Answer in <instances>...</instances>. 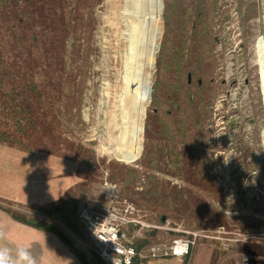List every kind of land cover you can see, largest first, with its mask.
I'll return each mask as SVG.
<instances>
[{
  "label": "rangeland",
  "instance_id": "obj_1",
  "mask_svg": "<svg viewBox=\"0 0 264 264\" xmlns=\"http://www.w3.org/2000/svg\"><path fill=\"white\" fill-rule=\"evenodd\" d=\"M261 1L174 0L173 38L168 48L161 47L162 65L154 75L156 0H72L76 15L93 24L94 46L84 47L81 58L90 60L101 86L89 123L95 165L33 154L42 159L32 162L30 192L14 204L16 216L57 225L89 254L86 235L72 234L48 209L74 202L78 212L88 202L105 206L128 200L144 220L173 228L145 230L147 242L169 240L181 231L196 233L180 264H264ZM51 28L36 45L28 35L21 38L22 61L45 80L63 60L62 46H55L59 35ZM84 116L90 121L87 112ZM144 120L150 137L146 155L123 158L133 150ZM151 154L154 163L146 161ZM111 163L129 166H123V175L133 179H110ZM154 176L161 188L170 182L168 192L175 199L166 189L159 196L144 195Z\"/></svg>",
  "mask_w": 264,
  "mask_h": 264
},
{
  "label": "trees",
  "instance_id": "obj_2",
  "mask_svg": "<svg viewBox=\"0 0 264 264\" xmlns=\"http://www.w3.org/2000/svg\"><path fill=\"white\" fill-rule=\"evenodd\" d=\"M71 2L0 0V145L27 154L71 158L80 165L92 166L95 165L96 148L89 123L95 115L101 86L96 73L92 75L90 60L87 63L81 58L84 47L90 49L94 46L93 24L88 17L77 16ZM49 24L52 25L51 30L54 28L59 35L55 46H62L63 60L45 80L37 77L36 71L22 61L21 38L28 35L36 45ZM179 39L177 56L181 57L183 36ZM85 112L89 114L90 121L85 119ZM123 166L129 167L111 163L109 178L115 181L133 179L123 175ZM156 180L159 181L154 176L150 190L144 195L159 196L165 189L166 192L172 189L170 182L161 188L155 184ZM168 195L175 199V193L168 192ZM48 212L56 215L72 234L84 237L85 231L78 223L74 202L72 206L69 202L54 205ZM24 221L56 234L82 264H106L95 252L89 251L88 254L76 246L57 225ZM146 242L139 240L134 245L138 249Z\"/></svg>",
  "mask_w": 264,
  "mask_h": 264
},
{
  "label": "crops",
  "instance_id": "obj_3",
  "mask_svg": "<svg viewBox=\"0 0 264 264\" xmlns=\"http://www.w3.org/2000/svg\"><path fill=\"white\" fill-rule=\"evenodd\" d=\"M40 156L0 145V264H82L56 234L18 219L12 210L22 198L27 200L32 162ZM18 161L23 172L18 171ZM161 260L158 264H180V258L173 263Z\"/></svg>",
  "mask_w": 264,
  "mask_h": 264
},
{
  "label": "built area",
  "instance_id": "obj_4",
  "mask_svg": "<svg viewBox=\"0 0 264 264\" xmlns=\"http://www.w3.org/2000/svg\"><path fill=\"white\" fill-rule=\"evenodd\" d=\"M77 219L85 231L88 249L106 264H145L156 259L182 258L196 241L195 232L181 231L169 240L147 242L137 249L134 244L145 239V230L173 228L144 220L140 210L128 200L111 201L105 206L88 202L80 206ZM130 229L136 240L129 238Z\"/></svg>",
  "mask_w": 264,
  "mask_h": 264
},
{
  "label": "bare ground",
  "instance_id": "obj_5",
  "mask_svg": "<svg viewBox=\"0 0 264 264\" xmlns=\"http://www.w3.org/2000/svg\"><path fill=\"white\" fill-rule=\"evenodd\" d=\"M262 5H264V0L261 1ZM174 0H156V8L157 14L154 16L156 21L155 27V42L154 47L151 55V72L155 75L157 70L161 67L162 63L159 58V52L162 46L168 48V44L172 41L173 34H172V27H173V16H174ZM166 11L167 15L166 19H163L164 13ZM261 30H262V38H261V57H262V79H263V91H264V15L261 17ZM165 64L167 62V57L165 55ZM161 64V65H160ZM148 124L146 120L143 121L140 128H137L138 132V140L134 145L132 151L122 154L123 158H135L139 160L146 155L145 148L148 146V142L150 140L149 133L147 132ZM146 161L153 162L156 160L154 155H150Z\"/></svg>",
  "mask_w": 264,
  "mask_h": 264
},
{
  "label": "flooded vegetation",
  "instance_id": "obj_6",
  "mask_svg": "<svg viewBox=\"0 0 264 264\" xmlns=\"http://www.w3.org/2000/svg\"><path fill=\"white\" fill-rule=\"evenodd\" d=\"M187 81L188 82H191V74L190 75L189 74L187 75Z\"/></svg>",
  "mask_w": 264,
  "mask_h": 264
},
{
  "label": "water",
  "instance_id": "obj_7",
  "mask_svg": "<svg viewBox=\"0 0 264 264\" xmlns=\"http://www.w3.org/2000/svg\"><path fill=\"white\" fill-rule=\"evenodd\" d=\"M190 75V74H189ZM162 220H164V216H162Z\"/></svg>",
  "mask_w": 264,
  "mask_h": 264
}]
</instances>
